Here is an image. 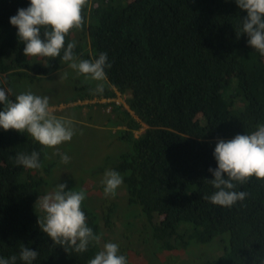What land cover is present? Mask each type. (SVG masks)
<instances>
[{"label": "trees", "instance_id": "16d2710c", "mask_svg": "<svg viewBox=\"0 0 264 264\" xmlns=\"http://www.w3.org/2000/svg\"><path fill=\"white\" fill-rule=\"evenodd\" d=\"M28 2L0 0V72L40 81L69 62L24 55L9 17ZM82 15L83 27L70 30L65 43L76 42L79 59L107 53L111 67L100 98L120 93L128 103H108L131 145L114 167L127 200L98 205L99 224L85 212L99 243L106 232L108 241L137 248L146 264H264V179L238 185L248 195L231 208L204 198L214 191L208 170L217 166L218 139L264 124V56L235 30L246 10L234 0H87ZM94 84H85L82 99H95ZM33 150L43 164L45 146L26 132L0 130V256L15 255L22 264L25 246L39 253L33 264H88L94 243L76 253L40 229L35 204L45 174L15 160ZM225 233L230 244L220 252L216 238ZM121 254L133 264L128 252Z\"/></svg>", "mask_w": 264, "mask_h": 264}, {"label": "clouds", "instance_id": "9594fccd", "mask_svg": "<svg viewBox=\"0 0 264 264\" xmlns=\"http://www.w3.org/2000/svg\"><path fill=\"white\" fill-rule=\"evenodd\" d=\"M234 2L239 9L246 10V16L239 19V27L235 28L237 38L246 34L248 45L264 56V0ZM86 4L87 0H29L26 8L17 9L16 14L9 17V23L17 29L25 56L38 59L60 57V60L69 62V67L78 75L98 82L94 91L101 94L104 91L103 82L107 79L106 69L111 67L108 54L100 53L94 59H79L73 52L76 42L65 43L70 30L83 27L85 18L82 9ZM118 95L107 99V102L115 101L118 105L128 107L127 100H118L125 95ZM49 100L47 95H38L30 90L10 99L7 91L0 87V130L26 132L41 145L54 149L60 162L68 164L71 157L67 153H60L56 146L71 141L76 129L70 117L57 116L50 111ZM107 107L111 108V105ZM213 157L217 166L209 168L213 178L208 179V182L214 191L204 198L215 205L231 208L248 195L245 191H237L238 185H243L253 177L264 179V124L258 125L251 133L236 134L229 140L218 139ZM15 160L27 169H39L42 166L40 153L36 150L17 153ZM100 183L104 195L114 197L123 185L124 178L120 172L108 169ZM66 189V183H57L52 191L38 197L35 205L43 212V218L38 223L41 231L54 244L84 253L90 244L100 241L101 236L94 233L86 222L82 209L86 192ZM38 255L37 250L22 246L19 260L22 264H33ZM16 262L15 255L7 258L0 256V264ZM88 264H128V260L121 254L118 244L106 242Z\"/></svg>", "mask_w": 264, "mask_h": 264}, {"label": "rangeland", "instance_id": "374dc122", "mask_svg": "<svg viewBox=\"0 0 264 264\" xmlns=\"http://www.w3.org/2000/svg\"><path fill=\"white\" fill-rule=\"evenodd\" d=\"M88 82L95 83L91 92L95 97L93 100L98 103L92 104V100L81 98L89 90L85 87ZM97 83L85 79L84 75H78L69 67V64L40 81L19 74L8 76L7 73L0 72V84L3 85L8 95L14 94L16 96L29 90L38 95H47L50 98V111L53 114L70 117L73 120L76 132L72 140L56 146L60 153H67L71 160L68 164L61 163L59 155L55 154V150L46 147V156L39 170L46 177V182L41 187V191L42 195L47 194L53 190L57 183H66V190L73 188L76 191H85L86 199L82 203V209L84 212H90L91 216H96L95 219L99 224L102 215H99L101 211L98 205L106 200H118L123 205L127 200L125 182L117 190L114 197H106L100 181L105 170H114L122 154L127 152L131 145L129 138L121 135L124 126H121L119 121L114 118L111 113L112 108L106 107L104 109L105 103L99 102L103 97L100 98V94L94 91ZM118 100L125 102L126 96L118 98ZM142 131V129L138 130L136 134H140ZM38 212L43 216V212L39 208ZM131 214L135 216L138 212L132 208ZM102 233L105 239L103 243H115L107 240L111 237H108L106 232ZM138 237L135 234L133 238L138 240ZM217 239L222 242L219 247V251L222 252L230 244V235L229 233L221 234ZM94 244L97 252L102 249L99 241L94 242ZM116 244L119 245L120 252L129 253L130 261L133 264H146L145 258L140 255L137 248ZM207 246L209 245L205 244L201 247Z\"/></svg>", "mask_w": 264, "mask_h": 264}, {"label": "crops", "instance_id": "0c3cea01", "mask_svg": "<svg viewBox=\"0 0 264 264\" xmlns=\"http://www.w3.org/2000/svg\"><path fill=\"white\" fill-rule=\"evenodd\" d=\"M107 99L109 100V98L103 97L102 100H100L99 102H101V103H105V105H106V104H108V102H107L108 100H107ZM95 102H96V100H92V101H91L92 104H94ZM106 107H107V106H104V109H105Z\"/></svg>", "mask_w": 264, "mask_h": 264}, {"label": "built area", "instance_id": "2783aa9c", "mask_svg": "<svg viewBox=\"0 0 264 264\" xmlns=\"http://www.w3.org/2000/svg\"><path fill=\"white\" fill-rule=\"evenodd\" d=\"M117 102H119V101H117Z\"/></svg>", "mask_w": 264, "mask_h": 264}]
</instances>
